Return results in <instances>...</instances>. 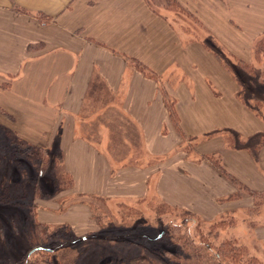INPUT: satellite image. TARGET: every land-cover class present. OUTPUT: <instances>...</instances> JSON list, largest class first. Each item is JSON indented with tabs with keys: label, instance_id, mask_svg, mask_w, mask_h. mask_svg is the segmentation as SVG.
<instances>
[{
	"label": "crops",
	"instance_id": "1",
	"mask_svg": "<svg viewBox=\"0 0 264 264\" xmlns=\"http://www.w3.org/2000/svg\"><path fill=\"white\" fill-rule=\"evenodd\" d=\"M122 1L0 0L2 160L21 141L24 148L49 157L61 154L63 168L74 180L71 192L109 199L145 196L153 177L160 175L159 191L166 197L163 186L177 175L201 203L212 202L207 207L214 211L212 218L232 204L250 207V198L223 209L217 206L234 188L209 159L223 158L221 165L235 181L262 189L264 148L252 154L250 144L240 141L261 136L264 130L247 135L216 111L215 100L222 96L219 89L231 93L236 89L231 70L219 60L217 50L186 45L179 33L168 34L153 61L154 51H138L148 29L139 32L143 23L132 16L137 3L128 11L131 0ZM173 47L176 55L168 51ZM139 67L153 73L160 67L163 74L178 68L184 76L169 90L143 75ZM219 71L223 76L215 81L212 73ZM199 72L201 81L193 78ZM183 88L188 96L181 102L176 94ZM171 95L177 126L171 118ZM188 128L198 137L192 156L178 148L193 136L187 135ZM2 166L8 173V164ZM50 201H38L41 222L69 223L79 233L86 232H80L79 226H94L88 209L60 213ZM196 208L201 213V205Z\"/></svg>",
	"mask_w": 264,
	"mask_h": 264
},
{
	"label": "rangeland",
	"instance_id": "2",
	"mask_svg": "<svg viewBox=\"0 0 264 264\" xmlns=\"http://www.w3.org/2000/svg\"><path fill=\"white\" fill-rule=\"evenodd\" d=\"M111 1L115 3L118 0ZM125 1L128 0L122 2ZM135 3L137 10L132 16L137 22L141 20L143 23L138 26L139 32L148 29L147 40L139 41L138 51L144 54L154 51L153 61H156V55L165 44L168 34L175 33L184 36L186 45L203 44L207 49L217 50L219 60L232 72L228 73L236 89L232 93L229 89H219L222 96L215 100L219 107L216 111L223 114L224 119L234 125L233 128L247 135L258 129L264 130V41L260 40L264 36V0H131L128 11L135 7ZM164 21L170 23V28ZM171 43L173 45L174 41ZM145 44L151 49L147 51ZM168 51L172 55L177 52L174 47ZM139 68L143 75L158 82L161 87L168 86L169 90L170 86L177 87L184 76L178 68H172L166 74L159 72L163 71L160 67L154 69L158 73ZM187 74L192 75L190 72ZM201 74H193V78L201 81ZM212 74L215 81H220L223 76L220 71ZM187 92L184 88L177 92L181 102L187 99ZM171 97L170 105L175 111L174 96ZM172 121L176 123V120ZM188 129L187 135L193 136L178 148H185V152L192 156L196 145L194 138L198 137L192 132L193 128ZM231 140L237 145L235 139ZM245 140L240 141V144H250L252 154H258L264 148V133L261 136L246 137ZM3 155L4 161L0 154V195L10 181L12 183L9 188L14 195L18 197L24 190L27 194L23 199L24 206L0 202V264H25L29 259L31 242L28 231L35 221L43 223L38 217V201L42 199H52L50 202L56 204L60 213L70 209L83 213L88 209L94 226H79L80 232L86 231L79 233L69 223H43L52 227L68 225L74 238L73 241L58 242L69 245L49 255L51 263L42 258L46 255H34L31 258L33 264H106L115 259L148 258L163 264L151 251L158 244L162 250L174 253L167 257L173 263L193 262V256L214 260L222 244H235L243 254V264H264V201H259L261 206L255 208L256 201L251 195L253 190L264 192V185L262 189L249 188L235 181L238 179L221 165L223 158L209 159L211 163L221 166L220 169L213 164L214 169L231 183L234 192L221 197L217 206L223 209L227 204L248 198L251 204L248 208L233 207L232 204L231 208L228 207L230 210L221 214L215 212L212 218L210 214L214 211L207 209L212 202L201 203L188 191L185 179H179L177 175L174 178L169 176L170 184L163 186L166 197L159 191L161 179L160 175H156L148 185L145 196L138 194L137 197L109 199L71 192L75 189L74 180L63 168L59 153L52 154L50 160L49 154L34 160L26 153L10 148ZM7 164L8 173L5 171L7 168L2 166L6 167ZM10 172L11 178L8 176ZM1 180L5 182L4 185ZM201 191L204 196V187ZM236 193L241 197L230 199ZM198 205H201L202 210L199 211L203 214L198 213ZM96 214L103 217L100 223ZM213 225L215 229L211 227ZM159 238H162L161 241L156 242Z\"/></svg>",
	"mask_w": 264,
	"mask_h": 264
},
{
	"label": "trees",
	"instance_id": "3",
	"mask_svg": "<svg viewBox=\"0 0 264 264\" xmlns=\"http://www.w3.org/2000/svg\"><path fill=\"white\" fill-rule=\"evenodd\" d=\"M261 42L264 41V36L262 39H260ZM261 44V43H260ZM171 108V118L175 121L174 117L176 115L175 111H173V106L170 105ZM175 123V122H173ZM177 124V121L175 125ZM177 126V125H176ZM12 144V143H11ZM12 150L19 151L26 153L28 156H30L34 160H40V158L43 157V152H37L32 149L24 148V144L21 141H17ZM50 160V157H49ZM60 161H62V158L60 157ZM214 164V163H213ZM216 168H220L221 166L214 164ZM225 173V172H224ZM257 190L251 191V195L255 199V208L260 207L259 201H264V192H259ZM25 190L22 192V195L19 194L17 197L14 195V193L10 190L9 186L6 187L3 190V194L0 195V202L9 204L13 203L15 206H24V200L26 196ZM241 195L238 193L234 194L230 197V199H238ZM98 200H101V198H97ZM88 203H90V200H87ZM104 201H109V199H104ZM259 202V203H258ZM258 203V204H257ZM95 216V215H94ZM97 220L100 223V220H102L103 217L100 215H97ZM213 229H215V226H211ZM29 240L31 242V248L28 252L29 259L25 262V264H33V261L31 258L34 255H46L42 256L43 259L47 260L48 263H51L50 258L48 257L51 254H54L55 250H58L60 248H63L69 244H58V242L64 243L65 241H73V234L70 226L68 225H60L56 227H52L43 223H39L35 221L34 225L30 230L28 231ZM47 237V238H46ZM163 238V237H162ZM162 238H159L156 240V242L161 241ZM49 239V240H48ZM48 240V241H47ZM161 245L158 244V246H154V248H151L152 254L156 257L161 259L164 263L163 264H183V263H173V260H167V257L173 256V252L170 250H162ZM209 246V245H207ZM206 246V247H207ZM211 247V246H210ZM208 248V247H207ZM209 249V248H208ZM211 249V248H210ZM218 253L215 254L216 259H200L198 256L194 257L195 259L193 262H188L186 264H243V254L240 251V249L234 244H222L220 248H218ZM41 259V258H39ZM106 264H159L156 259H115V261L107 262ZM248 264V263H244Z\"/></svg>",
	"mask_w": 264,
	"mask_h": 264
}]
</instances>
